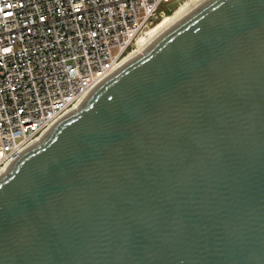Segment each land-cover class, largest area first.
<instances>
[{"label":"water","instance_id":"1","mask_svg":"<svg viewBox=\"0 0 264 264\" xmlns=\"http://www.w3.org/2000/svg\"><path fill=\"white\" fill-rule=\"evenodd\" d=\"M0 264H264V0L203 1L17 156Z\"/></svg>","mask_w":264,"mask_h":264},{"label":"built area","instance_id":"2","mask_svg":"<svg viewBox=\"0 0 264 264\" xmlns=\"http://www.w3.org/2000/svg\"><path fill=\"white\" fill-rule=\"evenodd\" d=\"M181 0H0V171Z\"/></svg>","mask_w":264,"mask_h":264},{"label":"bare ground","instance_id":"3","mask_svg":"<svg viewBox=\"0 0 264 264\" xmlns=\"http://www.w3.org/2000/svg\"><path fill=\"white\" fill-rule=\"evenodd\" d=\"M205 0H184L180 4L175 7L171 15L164 20L160 25L155 27V22L150 27L146 28L143 32V34L137 39L135 42V46L130 50L126 56L123 58V60L120 63V67L125 65L127 62L132 60L134 57L138 56L141 52L145 50V48L158 36V34L164 30L166 27L171 25L173 22L179 20L183 16H185L187 13H189L191 10H193L195 7H197L199 4H201ZM173 9V8H172ZM171 12V11H170ZM166 15V14H165ZM163 15L162 17H164ZM161 17V18H162ZM160 18V19H161ZM158 19V21L160 20ZM155 27V28H154ZM154 28V29H153ZM153 29V30H152ZM152 30V31H151ZM87 96V95H86ZM85 96V97H86ZM83 97L74 107L73 109L85 98ZM72 109V110H73ZM72 110H70L68 113H70ZM67 113V114H68ZM41 139V138H40ZM39 139V140H40ZM8 163L1 171L0 173L9 165Z\"/></svg>","mask_w":264,"mask_h":264},{"label":"rangeland","instance_id":"4","mask_svg":"<svg viewBox=\"0 0 264 264\" xmlns=\"http://www.w3.org/2000/svg\"><path fill=\"white\" fill-rule=\"evenodd\" d=\"M184 0H181L180 2H179V4L181 3V2H183ZM175 7H177V5L175 6ZM175 7L171 10V12L170 13H168V14H166L164 17H162L159 21H157V23L155 24V27H157L158 25H160L164 20H166L170 15H171V13L173 12V10L175 9ZM154 27V28H155ZM153 28V29H154ZM152 29V30H153ZM151 30V31H152Z\"/></svg>","mask_w":264,"mask_h":264}]
</instances>
